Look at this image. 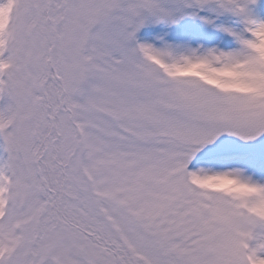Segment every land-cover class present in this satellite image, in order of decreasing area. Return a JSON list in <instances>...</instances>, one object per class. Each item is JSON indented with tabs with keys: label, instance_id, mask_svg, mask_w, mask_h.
Segmentation results:
<instances>
[{
	"label": "snow or ice",
	"instance_id": "obj_1",
	"mask_svg": "<svg viewBox=\"0 0 264 264\" xmlns=\"http://www.w3.org/2000/svg\"><path fill=\"white\" fill-rule=\"evenodd\" d=\"M0 264H264V0H0Z\"/></svg>",
	"mask_w": 264,
	"mask_h": 264
}]
</instances>
